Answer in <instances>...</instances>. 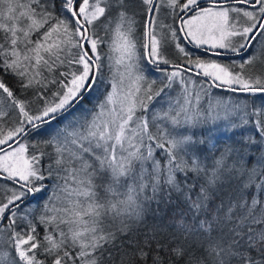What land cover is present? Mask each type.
Wrapping results in <instances>:
<instances>
[{"label": "snow or ice", "instance_id": "1", "mask_svg": "<svg viewBox=\"0 0 264 264\" xmlns=\"http://www.w3.org/2000/svg\"><path fill=\"white\" fill-rule=\"evenodd\" d=\"M213 88L264 94V0H0V264H264V105Z\"/></svg>", "mask_w": 264, "mask_h": 264}, {"label": "trees", "instance_id": "2", "mask_svg": "<svg viewBox=\"0 0 264 264\" xmlns=\"http://www.w3.org/2000/svg\"><path fill=\"white\" fill-rule=\"evenodd\" d=\"M193 54H195V53L193 52ZM199 55H201V54H199ZM221 61H223L225 63H229L228 61H224L223 59H221ZM144 70L149 75L148 76L149 78H153V76L150 73H155L156 74V71H158V70H155V69L151 68L149 65H146ZM198 80H200V79H198ZM99 91L102 93L104 91V87L101 86ZM212 91H214L215 93H221V94H224V95L227 94V93L219 92L218 90H216L214 88L212 89ZM236 97H245V98L248 99L250 104L254 101L256 105L258 104V106L259 105H264V95H262V94H257L255 97L245 96V95H242V96L239 95V96H236ZM95 103H96V100L93 99V100H91L90 103L85 104L84 108L85 109H91L92 106ZM215 132H216V128L210 133V135L213 136L214 138H218L219 139L220 144L218 145V147L223 148L226 144H232L233 142L239 140V135L237 133L232 132V131H231V134L229 136H225L224 135L223 138L221 136H218V134H216ZM35 139L36 140H42V139H44V136H36ZM31 142H35V141L33 140ZM43 195L44 194H37L36 197L33 200V204L35 205L36 203H42ZM167 211H168V214L171 215V210L169 209Z\"/></svg>", "mask_w": 264, "mask_h": 264}, {"label": "rangeland", "instance_id": "3", "mask_svg": "<svg viewBox=\"0 0 264 264\" xmlns=\"http://www.w3.org/2000/svg\"><path fill=\"white\" fill-rule=\"evenodd\" d=\"M169 23H171V20H169ZM177 43H179V39L176 41ZM190 45L191 46H193L194 47V45L193 44H191L190 43ZM181 46H183V45H181ZM183 47H185V46H183ZM194 48H196V47H194ZM185 49L187 50V48L185 47ZM196 49H198V48H196ZM200 50H203L202 48H200ZM188 51V50H187ZM191 55H192V57L193 58H195V57H201V58H203V59H207V60H212V59H217V58H215V57H212V56H208V55H205V56H202V55H199V54H193L191 51H188ZM168 55H169V57H170V59H172V60H174V61H176V62H179L180 61V59H182V57H180V54L178 53V51L175 49V47H174V45L172 46V47H170L169 48V50H168ZM219 60V62L220 63H225V62H223V61H221V59H218ZM235 62H237V63H239V61H235ZM229 63H231V62H229ZM169 71H171V70H169ZM146 73V72H145ZM147 74V73H146ZM152 76H153V78H150V79H155V80H159L160 78H161V73L159 72V71H156V74L155 73H150ZM155 74V75H154ZM148 75V74H147ZM149 76V75H148ZM194 79H197V78H195L194 77ZM198 80V79H197ZM212 91V90H211ZM212 94L214 95V96H216V97H222V98H224V99H231V100H236V101H242V100H245V99H247V98H245V97H236V96H239V95H234V94H221V93H215L214 91H212ZM242 96V95H241ZM248 100V99H247ZM257 106H258V104H257ZM216 134H218V136H221L222 138L224 137V135L225 136H229L230 134H231V131L230 130H228V129H226L222 124L221 125H219L218 127H216V132H215ZM221 140V139H220Z\"/></svg>", "mask_w": 264, "mask_h": 264}, {"label": "flooded vegetation", "instance_id": "4", "mask_svg": "<svg viewBox=\"0 0 264 264\" xmlns=\"http://www.w3.org/2000/svg\"><path fill=\"white\" fill-rule=\"evenodd\" d=\"M178 23L179 22H177V25L176 26H178ZM179 43L181 44V45H183V46H185L186 48H187V50L188 51H191L192 53L194 52V51H192L190 48H189V45H190V43L188 42V40L187 39H185L184 38V36H183V33H180L179 34ZM194 53H196V54H200V53H197V52H194ZM202 56H205L204 54H201ZM209 56V55H208ZM217 59H220V58H217ZM224 61H228V62H232V61H240V57H232V58H228V59H223Z\"/></svg>", "mask_w": 264, "mask_h": 264}, {"label": "water", "instance_id": "5", "mask_svg": "<svg viewBox=\"0 0 264 264\" xmlns=\"http://www.w3.org/2000/svg\"><path fill=\"white\" fill-rule=\"evenodd\" d=\"M189 48H190L192 51H194V52H197V53H200V54H204V55H209V56H211L210 54L206 53L204 50L196 49V48H194V47L191 46V45H189ZM232 57H233V56H229V57L220 58V59H228V58H232ZM215 58H216V57H215ZM149 66H150L151 68L157 70L154 66H152V65H149ZM162 67H164V66H162ZM168 70H171V68H169ZM195 78H198V79H200V80H204V79H205V78H203V77H195ZM214 89H216V88H214ZM216 90H218L219 92H222V93L234 94V93H230V92L226 91L225 89H216ZM234 95H244V94H234ZM262 95H264V94H262Z\"/></svg>", "mask_w": 264, "mask_h": 264}]
</instances>
